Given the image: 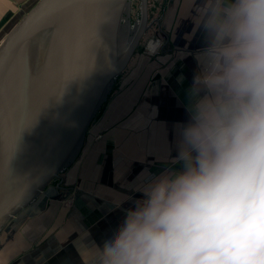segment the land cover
<instances>
[{"label": "clouds", "instance_id": "1", "mask_svg": "<svg viewBox=\"0 0 264 264\" xmlns=\"http://www.w3.org/2000/svg\"><path fill=\"white\" fill-rule=\"evenodd\" d=\"M200 9L169 162L140 178L94 264H264V0Z\"/></svg>", "mask_w": 264, "mask_h": 264}, {"label": "water", "instance_id": "2", "mask_svg": "<svg viewBox=\"0 0 264 264\" xmlns=\"http://www.w3.org/2000/svg\"><path fill=\"white\" fill-rule=\"evenodd\" d=\"M130 0H38L0 40V234L74 161L148 23Z\"/></svg>", "mask_w": 264, "mask_h": 264}, {"label": "crops", "instance_id": "3", "mask_svg": "<svg viewBox=\"0 0 264 264\" xmlns=\"http://www.w3.org/2000/svg\"><path fill=\"white\" fill-rule=\"evenodd\" d=\"M2 2L0 19L12 8L7 4L1 10ZM201 2L168 0L162 20L167 32L161 38L166 36L173 45H167L166 40L151 45V57L135 69L129 68L128 74L125 68L122 78L112 83L103 100L105 115L97 124L101 126L106 118L105 130L95 131L92 136L91 152H96L94 158L99 157L93 170L98 173L90 177L94 187L75 188L63 194L43 191L24 209L32 215L37 212L35 217L19 223L18 214L11 222L16 231L24 225L25 235L20 238L17 233L9 250L5 249L7 255L2 254L4 245L0 239V264H94L96 247L119 222L129 199L139 198L135 189L140 178L169 162L173 125L184 116L178 99H183L194 67L189 53L200 47L196 21ZM83 179L88 181L86 176H74L73 182L82 183ZM53 195L58 199L52 201ZM71 197V202L63 201Z\"/></svg>", "mask_w": 264, "mask_h": 264}, {"label": "rangeland", "instance_id": "4", "mask_svg": "<svg viewBox=\"0 0 264 264\" xmlns=\"http://www.w3.org/2000/svg\"><path fill=\"white\" fill-rule=\"evenodd\" d=\"M4 1L5 3L1 1L2 4H4V6L1 7V10H5L4 8H7V4L11 5L12 8L9 9V11L6 12L0 19V40L7 33V31L24 15L25 13L24 10L26 9V7L33 6L38 0H4ZM167 2L168 0H148V23H150V27L147 29V31L143 35L128 66L126 67V70H128L127 74L129 73V68L135 69L140 62H144L146 58L151 57L150 54L148 53L149 47L151 45L154 46L155 44H158L161 40H163V42L166 40L167 45L169 46L173 45V42H170L169 38L166 39V36L165 38L164 37L161 38L162 35L164 34L166 35V33L164 32L165 31L167 32L166 27L162 25L163 24L162 20L165 14L164 12L167 6ZM140 6H141V0H130L129 2V5L127 7L128 14L127 16L125 15L123 16L121 27H120V33H121V38H122L123 43L125 42L126 39H129L132 36L134 30L136 29L139 23ZM122 74L118 78H122ZM128 76L129 75H127V77ZM101 104L102 105L98 109L96 115L94 116L87 130L88 131L86 133L87 137L85 135V139L83 141L79 154L75 157L74 161L71 162L61 172L60 174L61 178H58L61 180L56 179L52 181L44 189L45 192L57 191L58 193L60 192L63 194L66 191H74L73 189L75 188H81L83 190H90L91 187H94V185H91L90 183V177L92 176V174L98 173V171H93V170H96L99 157L94 158L93 154L96 152L94 150L91 152L92 143L94 142L92 140V136L95 131L105 130V125H106V118H105V121L103 122V124L97 127L98 126L97 124L101 121V119L105 115L104 110H105L106 103L105 101H103ZM83 168H84V171H83ZM80 175H82V177L86 176L88 181L85 182L83 179L81 180L82 183H78L77 181L73 182L74 176L78 178L80 177ZM56 199H58L56 198V195H53V198L51 200L54 201ZM63 201L71 202L72 197L67 198ZM36 213L37 212H34L32 215V212H28V210L21 211L19 213L20 215L18 217V222L26 223L30 221V219ZM11 222L9 223L8 228L4 231L3 235L0 237V239L1 238L3 239L2 244L4 245V249H3L4 252L2 254L4 255H7L6 251L9 250L8 249L9 245H11V243L14 242L12 240H15L17 238V233H19L20 238L25 235L24 225H21L18 231H16L17 227L13 226V223ZM15 227L16 229H14ZM12 228L14 230H12Z\"/></svg>", "mask_w": 264, "mask_h": 264}]
</instances>
